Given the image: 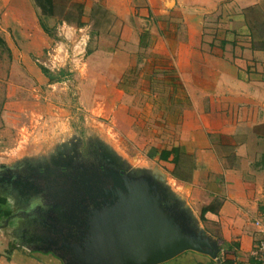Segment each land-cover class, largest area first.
Returning <instances> with one entry per match:
<instances>
[{
	"label": "crops",
	"instance_id": "1",
	"mask_svg": "<svg viewBox=\"0 0 264 264\" xmlns=\"http://www.w3.org/2000/svg\"><path fill=\"white\" fill-rule=\"evenodd\" d=\"M75 1L83 5L84 26L67 24L59 14L44 18L66 41L64 52L74 41L67 53L75 68L79 58L73 57L90 46L94 9L102 6L114 17L112 65L125 73L145 40L163 70L178 75L190 100L172 146L180 151L177 162L174 155L164 162L199 219L204 208L216 207L204 223L221 251L218 260L189 251L161 264H259L253 252L260 240L254 222L264 211V0ZM21 15L28 26L20 52L27 69L43 80L31 58L57 43L41 28L35 9L25 6ZM16 248L0 253V264H56Z\"/></svg>",
	"mask_w": 264,
	"mask_h": 264
},
{
	"label": "rangeland",
	"instance_id": "2",
	"mask_svg": "<svg viewBox=\"0 0 264 264\" xmlns=\"http://www.w3.org/2000/svg\"><path fill=\"white\" fill-rule=\"evenodd\" d=\"M25 6L35 9L44 22L35 0H0V37L6 44L0 45V165L38 163L42 157L61 154L84 161L99 151L106 157L104 163L117 164L118 172L124 165L130 174L158 166L169 174L172 166L160 156L178 142L182 115L190 102L178 75L163 70L145 40L135 63L125 73L112 65L111 50L118 44L109 37L114 17L99 6L94 9L90 46L73 57L79 58V67L70 61L71 51L67 53L74 41L64 52L66 41L50 28L48 36L57 45L31 58L41 70L49 71V75L42 72L44 79L38 80L27 69L24 52H20L19 41L28 26L21 15ZM208 26L214 31L217 28ZM210 28L204 33L212 39ZM11 48L18 50L19 57ZM66 57L67 63L63 61ZM99 154L96 157H102ZM48 162L51 165L53 161ZM169 179L172 189L184 194L182 185L171 176ZM23 198L20 200L31 204ZM13 201L0 199L3 216L13 211ZM201 223L207 231L208 225ZM10 230L0 228V253L6 255L17 247ZM20 249L39 256L37 250ZM48 258L62 264L57 258Z\"/></svg>",
	"mask_w": 264,
	"mask_h": 264
},
{
	"label": "water",
	"instance_id": "3",
	"mask_svg": "<svg viewBox=\"0 0 264 264\" xmlns=\"http://www.w3.org/2000/svg\"><path fill=\"white\" fill-rule=\"evenodd\" d=\"M98 163L102 174L64 181L49 190L47 223L60 235L44 238V247L36 250L54 253L64 264H161L189 251L218 260L220 243L160 167L130 174L125 165L118 172L116 165ZM78 168L85 175L82 164ZM83 194L92 208L83 202L74 206Z\"/></svg>",
	"mask_w": 264,
	"mask_h": 264
},
{
	"label": "flooded vegetation",
	"instance_id": "4",
	"mask_svg": "<svg viewBox=\"0 0 264 264\" xmlns=\"http://www.w3.org/2000/svg\"><path fill=\"white\" fill-rule=\"evenodd\" d=\"M85 153H87V150ZM90 153H93V151L90 150ZM99 153L97 151L94 155L91 154L92 157H85L84 161L77 157L61 154L55 158L42 157L38 160V163L30 161L29 163L0 165V199L6 197L14 200L11 214L3 216V212H0V228H11L10 233L16 240L17 247L36 251L35 248L44 247V238L48 236L58 238L60 232L47 223L49 220L47 215L50 211L49 206L45 205V199L50 193L49 190L55 191L61 182L79 178V174L83 170H79L78 164H82L85 169V178L94 175V172L102 174L104 168L99 165L98 160L105 161L106 157ZM97 154L102 157H96ZM47 160H52V164L48 165ZM108 161L112 160L108 159ZM58 169H61L62 172L59 173L61 170ZM122 169L125 171L127 168L122 167ZM65 174H69V177H66ZM57 184L58 186H56ZM22 196H24L22 200L31 202V204L21 201L20 197ZM50 196L52 197V194ZM79 202H83L85 207L92 208V202L86 194L78 195L74 206H78L76 203ZM74 213H78L77 209ZM37 253L41 257L48 258L51 256L57 258L64 264L63 260L54 253H44L38 250ZM33 255L35 254L33 253Z\"/></svg>",
	"mask_w": 264,
	"mask_h": 264
},
{
	"label": "trees",
	"instance_id": "5",
	"mask_svg": "<svg viewBox=\"0 0 264 264\" xmlns=\"http://www.w3.org/2000/svg\"><path fill=\"white\" fill-rule=\"evenodd\" d=\"M71 3L70 10H66V5L68 2ZM45 2V3H44ZM36 5L39 7L42 15L44 17H54L55 14H59L60 18L62 17V21H64L67 24L75 23L77 27L84 26V23L82 21L84 17V9L83 5L81 3L76 2L75 0H35ZM58 5V7H56ZM58 8V9H57ZM74 10L76 14L74 15ZM41 28L45 33L48 35L50 34V29L44 24L43 20L39 19ZM0 45L6 46L4 40L0 37ZM42 72L46 75H49V71L46 68H42ZM51 80V79H50ZM178 148L171 149V150H164L161 153L160 159L162 161H168L169 158L174 155L173 162H177L178 155H179ZM215 213L216 207H210V208H204L201 212L200 219L202 222L207 221V214L208 213ZM16 249V247H15ZM222 264H229L228 262L224 261Z\"/></svg>",
	"mask_w": 264,
	"mask_h": 264
},
{
	"label": "built area",
	"instance_id": "6",
	"mask_svg": "<svg viewBox=\"0 0 264 264\" xmlns=\"http://www.w3.org/2000/svg\"><path fill=\"white\" fill-rule=\"evenodd\" d=\"M254 223L260 234V240L254 249L253 256L259 264H264V211Z\"/></svg>",
	"mask_w": 264,
	"mask_h": 264
}]
</instances>
